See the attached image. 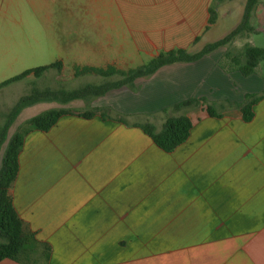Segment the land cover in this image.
<instances>
[{
    "label": "crops",
    "instance_id": "obj_1",
    "mask_svg": "<svg viewBox=\"0 0 264 264\" xmlns=\"http://www.w3.org/2000/svg\"><path fill=\"white\" fill-rule=\"evenodd\" d=\"M224 1L0 0V32L10 33L0 56L13 65L62 64L28 75L29 92L115 81L122 76L76 68L127 71L162 51L197 52L241 22L245 6L233 29L209 36L210 8ZM251 19L253 31L195 62L165 65L101 96L25 107L15 129L48 109L73 113L26 134L10 189L49 257L0 264H264V60L250 75L233 61L248 46L263 47L253 40L264 32L261 0ZM256 97L246 120L241 105ZM189 98H205L221 114L207 104L173 110ZM107 108L110 118L79 114ZM181 114L192 128L172 151L138 125L161 129L168 115Z\"/></svg>",
    "mask_w": 264,
    "mask_h": 264
},
{
    "label": "trees",
    "instance_id": "obj_2",
    "mask_svg": "<svg viewBox=\"0 0 264 264\" xmlns=\"http://www.w3.org/2000/svg\"><path fill=\"white\" fill-rule=\"evenodd\" d=\"M258 4L259 0H247L241 22L226 36L206 44L197 52H190L186 48L162 51L157 56L151 58L146 64L127 71L119 70L113 66H109L106 69L91 66L76 68V74L93 72L103 76L120 74L122 77L118 80L107 81L101 84H86L69 91L39 89L34 87L28 94L21 96L7 114L5 123L0 128V153H2L0 162V261L9 258L16 261L26 260L34 262L41 256L45 258L49 257L48 252L45 250L41 251L42 244L36 240L35 234L26 228L23 220L20 218L14 207L10 189L19 172V154L23 147L26 134L34 129L49 130L61 115L73 113L72 110L64 108L45 110L26 120L23 125L17 127L10 135L12 124L25 107L45 100L60 99L62 101H70L76 98L86 99L101 96L110 90L132 84L139 77L151 75L165 65L176 62H195L227 44L242 32L253 31L254 28L251 26L250 20ZM217 16L216 9L213 7L210 8L209 23H216ZM241 57L244 58L243 61ZM262 60H264V47L259 46H248L242 56L233 57V61L239 65L240 70L245 75L253 73ZM52 67L61 69L62 64L58 62L26 69L15 76L1 81L0 90L9 84L25 79L32 73L40 76ZM256 101L257 97L241 105L244 119L250 120L253 117L252 106ZM201 104H207L206 109L211 115L221 114L205 98H189L177 103L172 108L173 110H183ZM97 112L103 118H110L112 116V110L110 108L100 109V111L99 109H89L79 112V114L90 118ZM119 119L122 120V117ZM138 125L152 137L158 146L166 151H172L188 139L192 128V120L186 114L168 115L161 129H158L150 121Z\"/></svg>",
    "mask_w": 264,
    "mask_h": 264
},
{
    "label": "rangeland",
    "instance_id": "obj_3",
    "mask_svg": "<svg viewBox=\"0 0 264 264\" xmlns=\"http://www.w3.org/2000/svg\"><path fill=\"white\" fill-rule=\"evenodd\" d=\"M245 1L246 0H225L223 3L217 4L216 7L218 16L215 26L209 32V36L216 38L218 36H221L223 33H227L231 29H233L235 24L241 18L245 6ZM261 4H264V0H261ZM35 19H38V17H35ZM251 22L255 23V25L258 24L256 19H251ZM25 26L27 27L28 24H26ZM9 35L10 33L0 32V42H4L7 39H10L9 37H7ZM253 40L255 44H260L264 47V32L254 34ZM22 42H27V39H22ZM36 66L39 65L29 63L16 65L6 64L4 62V58L0 56V82L12 76H15L28 68ZM32 85L33 84L30 82V80L25 79L19 82H14L0 90V128L4 125L7 114L10 112L9 110L13 108L20 96L29 92ZM143 116L144 115L142 113L139 115L140 118H142ZM152 117L153 114L151 116L149 115V119H151ZM15 125L16 124L11 126L10 132H13L15 130ZM1 155L2 153H0V162Z\"/></svg>",
    "mask_w": 264,
    "mask_h": 264
}]
</instances>
